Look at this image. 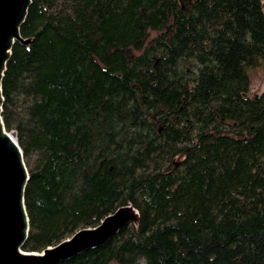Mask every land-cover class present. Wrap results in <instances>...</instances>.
Here are the masks:
<instances>
[{
    "label": "trees",
    "instance_id": "16d2710c",
    "mask_svg": "<svg viewBox=\"0 0 264 264\" xmlns=\"http://www.w3.org/2000/svg\"><path fill=\"white\" fill-rule=\"evenodd\" d=\"M19 32L1 119L22 251L130 204L137 229L57 264H264L262 0H30Z\"/></svg>",
    "mask_w": 264,
    "mask_h": 264
},
{
    "label": "water",
    "instance_id": "95a60500",
    "mask_svg": "<svg viewBox=\"0 0 264 264\" xmlns=\"http://www.w3.org/2000/svg\"><path fill=\"white\" fill-rule=\"evenodd\" d=\"M29 3L30 0H0V264H57L104 244L128 224L138 228L137 211L124 204L95 226L78 229L40 252L21 249L28 232L23 202L28 173L15 136L5 129L1 119V79L14 42H30L19 32Z\"/></svg>",
    "mask_w": 264,
    "mask_h": 264
},
{
    "label": "rangeland",
    "instance_id": "374dc122",
    "mask_svg": "<svg viewBox=\"0 0 264 264\" xmlns=\"http://www.w3.org/2000/svg\"><path fill=\"white\" fill-rule=\"evenodd\" d=\"M262 10L264 14V0H262ZM249 76V94H259L264 90V61L261 65L251 69L248 72ZM179 160L178 157L174 159V162Z\"/></svg>",
    "mask_w": 264,
    "mask_h": 264
}]
</instances>
